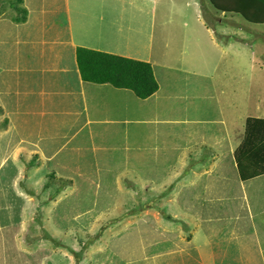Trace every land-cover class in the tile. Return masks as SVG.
<instances>
[{
    "label": "rangeland",
    "instance_id": "1",
    "mask_svg": "<svg viewBox=\"0 0 264 264\" xmlns=\"http://www.w3.org/2000/svg\"><path fill=\"white\" fill-rule=\"evenodd\" d=\"M22 1L27 10L24 22L0 13V107L7 100L11 104L12 97L35 103L38 92L31 83L40 80L41 85L54 56L49 53L54 49L39 50L45 37L60 34L63 40L56 43L63 50L76 44L133 57L143 52L137 48L158 37L150 59L163 63L164 103L173 105L167 120L179 129L173 142L184 147L187 178L180 175L168 185L166 180L157 184L150 179L136 178L133 183L108 178L99 190L111 188L118 194L109 209L102 210V203L109 200L95 198L99 169L83 135L63 148V141L49 147L50 153L58 150L55 160L64 171V179H59L53 162L25 156L23 147L11 146L10 132L4 128L0 264H264V177L245 184L262 182L253 186L258 191L246 196L236 166L234 187L226 189L211 175L201 178L203 169L211 168L210 152L228 143L237 147L245 122L264 119V26L217 11L210 0ZM18 5L21 0H11V15ZM154 9L170 10L172 17L155 20ZM165 26L169 35L160 34ZM6 60L17 70L8 71ZM193 78L200 84L195 85ZM13 86L19 88L9 91ZM186 103L195 112L193 128L180 117L178 107ZM1 111L0 124H6ZM213 116L212 124L203 122ZM164 145L170 148L172 143L167 139ZM176 154L168 152L166 158L179 165ZM22 164L30 168L28 180L21 179ZM186 179L191 188L183 185ZM243 197L245 206L239 201Z\"/></svg>",
    "mask_w": 264,
    "mask_h": 264
},
{
    "label": "crops",
    "instance_id": "2",
    "mask_svg": "<svg viewBox=\"0 0 264 264\" xmlns=\"http://www.w3.org/2000/svg\"><path fill=\"white\" fill-rule=\"evenodd\" d=\"M169 12L171 13L170 10L163 13L154 9L152 16L155 14V20L168 19L172 17V13L170 17H167ZM43 23H45V26L47 25L46 21H43ZM250 24L254 27L257 25L264 26V24L260 23ZM169 30L170 28L165 26L160 34L169 35ZM207 30L209 31V29ZM51 31L54 32L55 29L52 28ZM61 40H63V37L60 34L42 39V48L39 50L49 51L54 49L53 53L49 52L54 56L52 60L47 62L48 66H50V73L42 78L41 85L39 86L38 83L40 80H34L31 83L33 89L38 92L37 97L34 99L35 103L27 102L26 100L24 103L18 102L12 97L11 104L7 100V104L4 107H0L7 120L6 124H0V131L6 128L4 131L10 132L8 141L12 143L11 146L23 147L22 150L25 151V156L38 157L41 161H48L49 163L53 162L51 165L52 170H59L60 166L55 160L58 157V150L50 153L49 147L56 141H63L64 143L60 145L63 148L72 141H76L79 134L83 135L90 144L95 167L99 169L97 175L100 180L97 187L98 194L95 198H98V202L103 199L102 196L108 197L106 200H109L102 203V210H108L110 205H112L114 196L118 194L111 192V188L108 189L109 192L99 190V186L103 184L104 180L107 181L108 178H118L127 180V182L132 180L133 183L136 178L150 179L152 182L166 180L167 185L168 182H172L173 179L175 181V178L180 175L183 176V180L187 178L183 172L185 165L183 160L184 147L173 142V138L178 135L176 132L179 129L174 128V125L168 123L167 120L169 112L173 111V105L171 103L167 104V101L164 103L167 99L165 92L162 93L160 81L163 78V63H152L150 59V51L154 41L148 46L137 48L143 52L139 56L133 57L76 44L63 50L56 43ZM78 47L149 64L152 77L157 83L156 91L148 97L142 98L128 88H117L110 83H95L83 80L77 67L76 51ZM154 47H162V45L155 44ZM9 63L6 60L8 68ZM15 70H17L16 65H12L8 69L10 72ZM192 82L198 85L201 80L197 79L195 82L193 78ZM18 88V86H13L9 91L14 92ZM191 98L197 99L193 95ZM160 102L162 103L160 104ZM208 107L215 110L217 105L213 107L209 105ZM157 109H160V113L156 112ZM178 109L182 121L187 127L193 128L195 117L192 116H195V112L191 104H182ZM180 117L175 118L179 120ZM214 121H216V118L213 116L203 122L212 124ZM143 128L146 131L145 134H142L141 129ZM188 134L190 135L191 132H188ZM10 136L13 137H11V140ZM167 139L172 143L170 148H166L164 145ZM235 144L230 145L228 143L224 147L221 145L210 152L212 157L211 168L208 170L203 169L205 175L201 178L211 175L217 179V182L221 180L226 189L234 187L231 179L233 178L234 180L236 177L234 151L237 147ZM174 151L179 153L176 154L177 156L179 155V165L174 164L173 159L170 162L166 158L168 152L172 156ZM16 152V150L13 151V157ZM143 152H147L150 157L143 158L146 157ZM59 159L65 161L64 158ZM192 160L199 162L198 159ZM39 166L40 164H37L34 168L38 169ZM29 171L30 168L22 164L21 175L23 177L21 179L28 180L31 178ZM105 172L116 174H107ZM59 175L57 178L64 179V171L59 170ZM261 177H264V175L245 181H241L238 177L239 181L242 182L241 188L245 196L252 191H258L253 186L256 185L255 187H257L262 182L259 184L253 183L251 186L245 184H251L252 180ZM185 181L183 185L187 184L191 188L189 181L187 179ZM244 200L245 197L239 200L240 203L242 202V206H245ZM217 255L219 258L225 257L223 253H218ZM197 261L199 262V260Z\"/></svg>",
    "mask_w": 264,
    "mask_h": 264
},
{
    "label": "trees",
    "instance_id": "3",
    "mask_svg": "<svg viewBox=\"0 0 264 264\" xmlns=\"http://www.w3.org/2000/svg\"><path fill=\"white\" fill-rule=\"evenodd\" d=\"M0 1V13L7 12L6 17L11 16V19L18 23L25 21L27 10L22 0V5L15 7L14 15L10 13L11 0ZM210 3L217 11L240 15L249 23L264 24V0H210ZM84 7L88 9L89 6ZM51 21L50 18L48 23ZM76 60L83 80L128 88L142 98L148 97L157 89L151 68L145 62L84 47L77 48ZM243 132L242 142L234 151L237 173L241 181L264 175V119H248Z\"/></svg>",
    "mask_w": 264,
    "mask_h": 264
}]
</instances>
